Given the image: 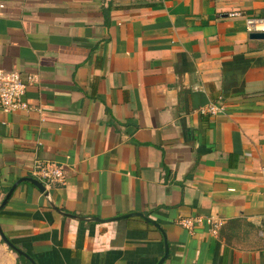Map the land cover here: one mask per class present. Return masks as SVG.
Returning a JSON list of instances; mask_svg holds the SVG:
<instances>
[{"label": "crops", "instance_id": "crops-1", "mask_svg": "<svg viewBox=\"0 0 264 264\" xmlns=\"http://www.w3.org/2000/svg\"><path fill=\"white\" fill-rule=\"evenodd\" d=\"M245 17L264 0H0V71L33 78L28 110H0V204L44 185L36 163L65 174L47 197L20 182L2 234L34 264H157L164 244L161 264H264V39ZM196 216L221 224L179 226ZM18 256L0 237V264Z\"/></svg>", "mask_w": 264, "mask_h": 264}, {"label": "built area", "instance_id": "built-area-1", "mask_svg": "<svg viewBox=\"0 0 264 264\" xmlns=\"http://www.w3.org/2000/svg\"><path fill=\"white\" fill-rule=\"evenodd\" d=\"M239 12H232L230 17L239 16ZM245 30L247 33H264V18L245 17ZM33 78L27 76L25 79L17 72L0 71V110L13 113L19 110H28L29 105L24 99L27 84L31 83ZM203 114L224 115L226 106L219 99L211 102L201 109ZM32 177L41 180L44 185L63 186L65 185V174L61 164L55 162L36 163L32 170ZM207 224L211 230H216L220 222L215 221L212 217H189L181 218L178 224L181 228L191 234L196 225Z\"/></svg>", "mask_w": 264, "mask_h": 264}, {"label": "water", "instance_id": "water-1", "mask_svg": "<svg viewBox=\"0 0 264 264\" xmlns=\"http://www.w3.org/2000/svg\"><path fill=\"white\" fill-rule=\"evenodd\" d=\"M251 39H264V33H251L250 36H249ZM20 182H29L31 184H33L45 197L48 196V193L45 191V187L42 183H40L38 180L34 179V178H30V177H25V178H21L19 180H17L13 185L12 187L10 188V190L8 191V193L6 194L4 200L2 201V203L0 204V208L3 207L6 203V201L8 200L9 196L11 195L13 189L20 183ZM129 215H136V216H139L141 217L144 221L146 222H149L153 225H155L157 228L158 225L157 223H155L154 221H151L150 219H148L146 216H144L143 214H138V213H133V214H129ZM129 215H124V216H121L119 218H116V219H122V218H126L127 216ZM70 217H74V216H70ZM77 219H80V220H93V221H99L97 218H92V219H88V218H78V217H75ZM0 237L1 239L10 247L12 248L18 255L20 256H23L24 258H26L31 264H34V262L31 260V258L26 254L24 253L23 251L19 250L18 248H16L1 232L0 230ZM165 246V254L164 256L159 260V262L157 264H161L164 259L166 258V255H167V247H166V244H164Z\"/></svg>", "mask_w": 264, "mask_h": 264}, {"label": "trees", "instance_id": "trees-1", "mask_svg": "<svg viewBox=\"0 0 264 264\" xmlns=\"http://www.w3.org/2000/svg\"><path fill=\"white\" fill-rule=\"evenodd\" d=\"M19 260H24V258L22 256H18Z\"/></svg>", "mask_w": 264, "mask_h": 264}]
</instances>
